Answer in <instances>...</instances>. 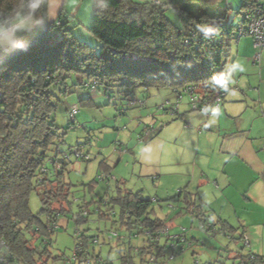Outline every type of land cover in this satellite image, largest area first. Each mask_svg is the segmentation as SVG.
Returning a JSON list of instances; mask_svg holds the SVG:
<instances>
[{"label":"trees","instance_id":"trees-1","mask_svg":"<svg viewBox=\"0 0 264 264\" xmlns=\"http://www.w3.org/2000/svg\"><path fill=\"white\" fill-rule=\"evenodd\" d=\"M92 2L89 31L98 40V49L72 33L63 12L57 22H50L48 34L38 44L0 64V264H48L52 241L44 238L54 231L48 233L46 222H57L72 211V185L65 179L69 163L60 148L66 131L61 132L54 119L60 102L56 90L67 86L72 76L80 78L82 89H96L110 98L114 92L121 94L129 108L137 107L130 103L138 88H171L175 93L196 87L203 96L231 89L224 86L229 75L219 77V72L228 68L236 34L235 25L228 22L227 0ZM42 4L43 0H0V25L11 28L28 17L40 23ZM252 4L253 0H244L240 13ZM169 10L180 25L168 17ZM82 102L95 105L93 98ZM214 110L203 115L210 116ZM171 115L181 117L180 111ZM76 116H71L73 126ZM52 159L59 160L60 169L50 164ZM34 192L43 202L39 214L30 208ZM169 201L181 204L180 214L186 212L200 224L211 221L224 234L232 233L227 225L208 217L184 190ZM92 203L97 205L93 212L90 203L79 205L76 224H86L93 214L112 220L113 230L119 228L128 235L127 241L117 243L122 263L136 264V256L143 260L146 247L136 248L132 235L162 227L163 219L157 217L153 200L119 186L110 199ZM86 232H80L76 246L89 249L99 235L91 237ZM160 248L167 258L166 245ZM91 251L101 258L95 247ZM254 257L252 264H264V258ZM161 260L158 264H169ZM247 260L244 256L241 264H249Z\"/></svg>","mask_w":264,"mask_h":264},{"label":"crops","instance_id":"crops-1","mask_svg":"<svg viewBox=\"0 0 264 264\" xmlns=\"http://www.w3.org/2000/svg\"><path fill=\"white\" fill-rule=\"evenodd\" d=\"M138 1L162 3L165 0ZM85 2L49 0V21L57 22L65 12L69 22L73 19L81 23L84 15H88L86 11L92 13L88 7L82 15ZM39 32L40 23L35 18L20 21L0 37V58L22 50ZM256 53L254 41L249 36L233 43L228 64L232 85L222 106L210 116L180 108L181 117L170 119L161 127L159 136L145 148L147 165L152 169L150 173L156 175L154 184L159 183V190L166 192L172 185L175 187L170 189L184 190V194L195 198L208 217L212 216L232 230V233L214 238L225 245L229 243L228 259L233 264H241L249 252L264 258V50L259 62H254ZM176 165L177 169L162 172L163 166ZM111 168L106 160L100 163L104 172L110 173ZM164 179L172 185L165 187ZM175 196L150 199L182 208L179 202L169 201ZM179 208L162 218L170 221L171 229L175 228L176 220L190 215L180 214ZM192 220L191 228L195 220L200 224L193 216ZM192 230L190 239L200 245L203 236H196ZM243 230L251 238V247L246 251L238 248Z\"/></svg>","mask_w":264,"mask_h":264},{"label":"rangeland","instance_id":"rangeland-1","mask_svg":"<svg viewBox=\"0 0 264 264\" xmlns=\"http://www.w3.org/2000/svg\"><path fill=\"white\" fill-rule=\"evenodd\" d=\"M134 1L139 2L138 0ZM243 1L227 0L229 5V23L236 25L239 22V13ZM92 4V0H86L82 15H84L85 9L88 10V7L92 10L91 15L90 11H86L88 15H84V21L81 23L71 19L68 28L72 29V33L80 41L86 42L90 46L98 49L99 42L89 31L93 20ZM167 15L172 22L180 25L177 16L172 11L169 10ZM5 26L7 32L10 28L7 25ZM57 37H60V32L57 34ZM79 83H81L80 78L78 76H72L68 80L67 86L60 87L56 90L60 102L54 114V119L57 127L61 129V132L66 131L64 144L60 145L61 150L64 152L79 150L83 156H89L91 160L86 161L74 158L68 160V171L65 179L72 185V211L62 215L57 221L58 227L54 233L44 238L52 241V245L49 246L50 259L48 260V264H74L73 262L70 263L69 259L73 258L79 231H87L86 233L91 237L99 235L100 243L96 247V253L101 255V260L104 263L109 261L112 264H123L118 252V240L112 237L110 233L113 232L112 220L100 219L98 214H93L90 216L89 222L78 225L74 220V216L78 213L79 205L83 204V202L90 203L89 208L93 212L97 205L92 202L99 201L101 198H105L106 200L110 199L116 194L119 186L124 191L142 192L145 198L152 199L155 196L166 198L178 194L179 190L176 188L170 189L175 186L171 183L169 184L165 179L162 181L165 187L172 185L166 192L159 190V183L154 184L156 175L150 173L152 169L147 165L148 151L145 150L149 146V143L159 136L161 127L168 124L170 119H173L172 115L161 109V107L167 101L174 102L175 94L171 88H163L160 90L138 88L134 92V97L136 100H143L146 106L129 108V103L121 94L114 92L111 95L112 98H110L104 96L101 92L92 93V91L82 89ZM88 98H93L95 105H91L90 102H82ZM188 101V98L185 97L180 108H188L191 111V106ZM73 107L78 109L75 126L72 125L71 119ZM122 109L126 111H124L125 113H129L127 115L122 114ZM155 117L157 118L155 119ZM151 127H155V130L147 134L146 129ZM104 160L112 167L111 172L107 173L112 176L110 181L99 180V177L106 173L100 169V163ZM177 168V165L171 166L170 168L169 166H163L162 172ZM94 181L98 183H94ZM91 185H93V188H91ZM29 203L34 214H39L43 209V202L36 192L32 193ZM171 205L170 202L167 203L166 201H154L157 217L164 218L168 214H173L175 210L170 208ZM58 206V204L54 205V207ZM173 206L177 207V205ZM40 217L45 221L44 214ZM192 221V215H188L185 219L176 220L175 228L173 229H171L170 221L167 224L172 235L181 234L182 230H185V234L190 239V231L192 229L196 236L201 234L203 237L200 239V245L199 243H194L190 250L184 252L181 250V244L177 245L175 251L168 247L166 249V258L163 253L161 254V248L159 252H156L153 245H150L147 241L143 244L144 238L138 236L132 239L133 244L136 248L143 245L146 249L144 251V257L142 258L143 260H140L136 256V264H158L161 259L169 264H195V261H198L200 264H233L228 259L230 246L227 245L229 243L225 245L219 239L209 237L203 233L199 229L196 220L194 228H191ZM117 230L115 232L128 237L123 230L119 228ZM220 236L219 234L217 238ZM238 248L239 250L243 249V251H246L242 243ZM92 249L93 247L91 246L90 250ZM138 249L135 250V253H139ZM173 254L174 259L168 260ZM91 264L103 263L98 260V257H94L92 258Z\"/></svg>","mask_w":264,"mask_h":264},{"label":"built area","instance_id":"built-area-1","mask_svg":"<svg viewBox=\"0 0 264 264\" xmlns=\"http://www.w3.org/2000/svg\"><path fill=\"white\" fill-rule=\"evenodd\" d=\"M57 26H60V23H57ZM236 28V34L234 37V43H238L240 39L244 37H251L254 41V46L257 50V53L254 56V62H259L260 60V53L264 50V2L263 0H253V4L251 7L243 10L240 13V19L239 22L235 25ZM0 37H2L6 32V26L5 24L0 25ZM229 69L226 68L225 71L219 72V77H228L229 75ZM230 79L226 80L224 86L229 88L231 86ZM89 87V85H83V87ZM96 89H93L92 92L94 93ZM175 101L170 102L167 101L161 109L165 110L166 112H169V114H176L180 111L181 103L184 101L185 96L189 99V104L191 106V111L199 112L202 114L207 115L210 110L219 109L222 105L223 99L227 96V92L225 90L217 91L212 94H207L206 96H203L199 93L198 89L196 87H190L188 89H184L182 91H175ZM131 106H145L146 103L144 101L133 99L131 101ZM78 112V109L76 107H73L71 111V116L74 119L76 114ZM147 134L154 131V129L147 128ZM63 157L66 160L74 159H83L86 161H90L89 156H83L79 150L70 151L64 153ZM50 164L55 165L57 169H60L59 160L58 159H52L50 161ZM112 179V176L110 174L104 173L102 176L99 177V180L104 181H110ZM180 192V191H179ZM178 192V193H179ZM170 208L173 210H177L176 206L171 205ZM84 216H87V212L83 213ZM113 215V214H112ZM47 231L48 233H51L55 231L58 227V223L55 221H48L46 222ZM199 229L208 235L209 237H217L219 234L223 235L224 233L219 227H216L211 221L207 222H201L199 225ZM112 237H115L118 241H126L128 237H125L123 235H120L119 233L110 232ZM80 236V231L77 234V238ZM140 235L133 234L132 239L136 238ZM144 238V242H149L150 245H153L155 248L154 250L156 252H159L160 246L162 244H165L166 247L172 248L173 251L176 250L177 245H182V252L186 250H190L193 247L194 242L190 240L187 235L185 234V230H182L181 234L178 235H172L169 229V225L167 224L166 220H163L162 227L158 229L157 231L152 230H146L142 235ZM240 241L243 245V248L245 250H249L251 247V238L250 235L246 230H243L240 234ZM99 237L95 238L93 240V246L97 247L99 245ZM44 245H48V241H44ZM93 252L90 250V248L86 249L82 246H76L74 255L72 259H69L70 263L74 264H91L92 258L95 257L92 254ZM246 257L248 258V263L252 264L255 260L254 254L252 252H249L246 254ZM174 254L172 257L168 258V260H173ZM98 260L104 263L101 258L98 257ZM195 264H200L198 261H195Z\"/></svg>","mask_w":264,"mask_h":264},{"label":"water","instance_id":"water-1","mask_svg":"<svg viewBox=\"0 0 264 264\" xmlns=\"http://www.w3.org/2000/svg\"><path fill=\"white\" fill-rule=\"evenodd\" d=\"M48 2L49 0H43L41 21H40V33L37 36V38L34 41H32L30 44H28L26 47H24L22 50L0 59V64L4 63L7 60L15 58L23 54L27 50L31 49L36 44H38L43 39V37H45L48 34L50 30V27H49L50 21H49V16H48Z\"/></svg>","mask_w":264,"mask_h":264}]
</instances>
